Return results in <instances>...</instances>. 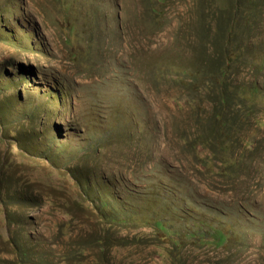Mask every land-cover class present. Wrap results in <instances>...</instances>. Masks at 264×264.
Instances as JSON below:
<instances>
[{
  "label": "rangeland",
  "instance_id": "obj_1",
  "mask_svg": "<svg viewBox=\"0 0 264 264\" xmlns=\"http://www.w3.org/2000/svg\"><path fill=\"white\" fill-rule=\"evenodd\" d=\"M0 264H264V0H0Z\"/></svg>",
  "mask_w": 264,
  "mask_h": 264
},
{
  "label": "trees",
  "instance_id": "obj_2",
  "mask_svg": "<svg viewBox=\"0 0 264 264\" xmlns=\"http://www.w3.org/2000/svg\"><path fill=\"white\" fill-rule=\"evenodd\" d=\"M226 59H228V58H226ZM229 60H231V59H229ZM227 69H228V66L225 64V62H222L219 64V69H218V71H219L218 75L219 76L217 79L218 83H216L215 87L222 88V89L225 88V86H226L225 75L227 73ZM220 130L223 131L222 128H220Z\"/></svg>",
  "mask_w": 264,
  "mask_h": 264
}]
</instances>
